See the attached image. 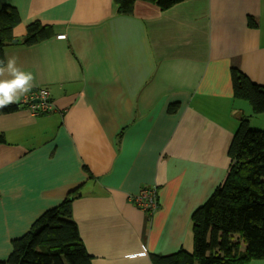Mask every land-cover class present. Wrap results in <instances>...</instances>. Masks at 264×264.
Here are the masks:
<instances>
[{"label":"crops","instance_id":"crops-1","mask_svg":"<svg viewBox=\"0 0 264 264\" xmlns=\"http://www.w3.org/2000/svg\"><path fill=\"white\" fill-rule=\"evenodd\" d=\"M5 4L21 17L6 64L16 58L35 81L20 109L0 114V260L75 190L72 215L92 264L188 251L193 213L225 181L234 134L253 112L234 96L232 69L264 85V0H182L166 10L136 0L132 14L116 13L112 0ZM34 21L53 34L20 45ZM40 89L54 111L34 115L25 101ZM144 187L157 191L150 219L132 201Z\"/></svg>","mask_w":264,"mask_h":264},{"label":"trees","instance_id":"trees-1","mask_svg":"<svg viewBox=\"0 0 264 264\" xmlns=\"http://www.w3.org/2000/svg\"><path fill=\"white\" fill-rule=\"evenodd\" d=\"M112 1L116 13H133L136 0ZM146 1L166 10L182 0ZM20 23L16 7L5 4L0 8V61L4 65L5 51L14 44V29ZM248 24L257 27L251 18ZM52 34L53 27L34 21L19 44L31 46ZM232 87L234 96L248 101L254 113H264V85L233 68ZM21 107L13 103L0 109V114ZM178 108L172 104L169 111L174 113ZM6 143L5 134L0 132V145ZM229 156L231 165L225 181L193 213V251L151 254L152 264H249L264 259V131L251 129L249 119L242 117ZM84 169L92 177L86 166ZM79 191L70 192L59 205L44 212L25 235L13 240L10 256L0 264H92L72 215V203L80 196Z\"/></svg>","mask_w":264,"mask_h":264},{"label":"clouds","instance_id":"clouds-1","mask_svg":"<svg viewBox=\"0 0 264 264\" xmlns=\"http://www.w3.org/2000/svg\"><path fill=\"white\" fill-rule=\"evenodd\" d=\"M34 81V74L18 66L16 58H9L6 66L0 61V109L18 103L20 97L34 87ZM144 255V252H129L125 254V259L136 260Z\"/></svg>","mask_w":264,"mask_h":264},{"label":"built area","instance_id":"built-area-1","mask_svg":"<svg viewBox=\"0 0 264 264\" xmlns=\"http://www.w3.org/2000/svg\"><path fill=\"white\" fill-rule=\"evenodd\" d=\"M62 32H56L61 36ZM25 103L34 115L43 113H50L54 111L53 102L51 100L50 92L46 89L37 90L30 98H27ZM132 201L137 207L142 209L149 219L158 208L157 191L154 187H144Z\"/></svg>","mask_w":264,"mask_h":264},{"label":"rangeland","instance_id":"rangeland-1","mask_svg":"<svg viewBox=\"0 0 264 264\" xmlns=\"http://www.w3.org/2000/svg\"><path fill=\"white\" fill-rule=\"evenodd\" d=\"M249 119H250L249 124H250L251 129L264 131V113L256 114V113L252 112V116ZM233 238H234V240H236L237 236L235 235ZM188 251H190V252L193 251V244H192L191 248L188 249Z\"/></svg>","mask_w":264,"mask_h":264},{"label":"water","instance_id":"water-1","mask_svg":"<svg viewBox=\"0 0 264 264\" xmlns=\"http://www.w3.org/2000/svg\"><path fill=\"white\" fill-rule=\"evenodd\" d=\"M15 41H16V39H15Z\"/></svg>","mask_w":264,"mask_h":264}]
</instances>
